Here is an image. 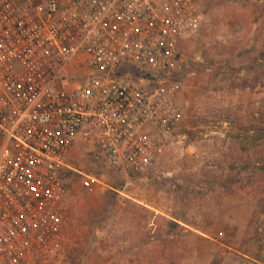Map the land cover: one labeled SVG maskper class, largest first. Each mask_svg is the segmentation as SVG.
I'll return each instance as SVG.
<instances>
[{
    "label": "built area",
    "instance_id": "obj_1",
    "mask_svg": "<svg viewBox=\"0 0 264 264\" xmlns=\"http://www.w3.org/2000/svg\"><path fill=\"white\" fill-rule=\"evenodd\" d=\"M206 19L204 0H0V264L68 263L77 145L142 172L177 142L180 50Z\"/></svg>",
    "mask_w": 264,
    "mask_h": 264
},
{
    "label": "rangeland",
    "instance_id": "obj_2",
    "mask_svg": "<svg viewBox=\"0 0 264 264\" xmlns=\"http://www.w3.org/2000/svg\"><path fill=\"white\" fill-rule=\"evenodd\" d=\"M204 7L180 50L177 142L142 172L73 150L67 264H264V0Z\"/></svg>",
    "mask_w": 264,
    "mask_h": 264
},
{
    "label": "trees",
    "instance_id": "obj_3",
    "mask_svg": "<svg viewBox=\"0 0 264 264\" xmlns=\"http://www.w3.org/2000/svg\"><path fill=\"white\" fill-rule=\"evenodd\" d=\"M73 174L72 171H66L62 173V179L65 181L69 175ZM65 187H67V185L65 184Z\"/></svg>",
    "mask_w": 264,
    "mask_h": 264
}]
</instances>
